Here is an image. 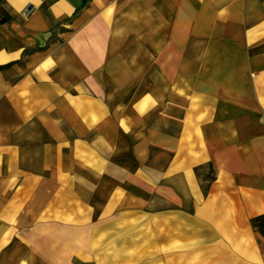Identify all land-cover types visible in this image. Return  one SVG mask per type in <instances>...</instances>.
<instances>
[{
  "label": "crops",
  "instance_id": "obj_1",
  "mask_svg": "<svg viewBox=\"0 0 264 264\" xmlns=\"http://www.w3.org/2000/svg\"><path fill=\"white\" fill-rule=\"evenodd\" d=\"M175 251L264 264V0H0V264Z\"/></svg>",
  "mask_w": 264,
  "mask_h": 264
},
{
  "label": "rangeland",
  "instance_id": "obj_2",
  "mask_svg": "<svg viewBox=\"0 0 264 264\" xmlns=\"http://www.w3.org/2000/svg\"><path fill=\"white\" fill-rule=\"evenodd\" d=\"M205 178L210 179L211 174L207 171L204 175ZM206 186V185H205ZM175 252L168 253L166 256H154L153 255V264H174L175 261L173 260L175 258ZM163 259V261H162ZM192 259H189L187 264H192Z\"/></svg>",
  "mask_w": 264,
  "mask_h": 264
},
{
  "label": "built area",
  "instance_id": "obj_3",
  "mask_svg": "<svg viewBox=\"0 0 264 264\" xmlns=\"http://www.w3.org/2000/svg\"><path fill=\"white\" fill-rule=\"evenodd\" d=\"M35 11V6L33 5H28L24 10H23V15L25 17H29L33 14V12Z\"/></svg>",
  "mask_w": 264,
  "mask_h": 264
},
{
  "label": "trees",
  "instance_id": "obj_4",
  "mask_svg": "<svg viewBox=\"0 0 264 264\" xmlns=\"http://www.w3.org/2000/svg\"><path fill=\"white\" fill-rule=\"evenodd\" d=\"M207 189L205 188V191H206ZM262 219V217L261 218H257V219H254L253 220V224L255 225V226H257V223L260 221Z\"/></svg>",
  "mask_w": 264,
  "mask_h": 264
}]
</instances>
